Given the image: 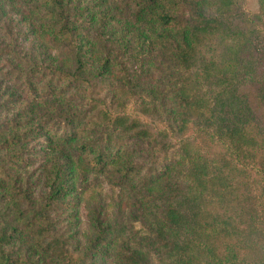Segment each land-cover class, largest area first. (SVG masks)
Listing matches in <instances>:
<instances>
[{
    "label": "trees",
    "instance_id": "trees-1",
    "mask_svg": "<svg viewBox=\"0 0 264 264\" xmlns=\"http://www.w3.org/2000/svg\"><path fill=\"white\" fill-rule=\"evenodd\" d=\"M0 0V264H264V0Z\"/></svg>",
    "mask_w": 264,
    "mask_h": 264
},
{
    "label": "rangeland",
    "instance_id": "rangeland-1",
    "mask_svg": "<svg viewBox=\"0 0 264 264\" xmlns=\"http://www.w3.org/2000/svg\"><path fill=\"white\" fill-rule=\"evenodd\" d=\"M243 5L245 9L251 14H258L260 12L258 0H243ZM251 97L253 98V108L255 111H257L258 114L264 116V108L262 107V104L257 102V100H254L253 95H251Z\"/></svg>",
    "mask_w": 264,
    "mask_h": 264
}]
</instances>
